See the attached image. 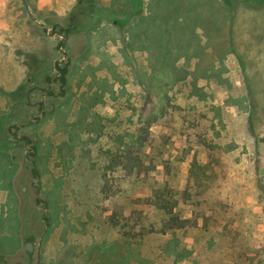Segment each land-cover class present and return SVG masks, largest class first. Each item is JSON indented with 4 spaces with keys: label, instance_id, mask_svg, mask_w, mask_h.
<instances>
[{
    "label": "rangeland",
    "instance_id": "1",
    "mask_svg": "<svg viewBox=\"0 0 264 264\" xmlns=\"http://www.w3.org/2000/svg\"><path fill=\"white\" fill-rule=\"evenodd\" d=\"M26 1L50 34L0 0V150L21 165L24 237L48 236L41 264H264V0Z\"/></svg>",
    "mask_w": 264,
    "mask_h": 264
},
{
    "label": "crops",
    "instance_id": "2",
    "mask_svg": "<svg viewBox=\"0 0 264 264\" xmlns=\"http://www.w3.org/2000/svg\"><path fill=\"white\" fill-rule=\"evenodd\" d=\"M75 42H77V40ZM75 42L73 44H75ZM9 155L7 150H0V157L4 158L5 162L2 170L8 174V177H4V175L0 174V237H7L8 234H14L16 235L15 238L17 242L15 245L12 244L13 246L1 243L0 259L6 260L7 264H36L35 261L37 257L43 261V248L46 245L48 236L46 234L42 236L41 244L39 247L36 246L35 253H30L26 250V238L24 237L25 233L21 220V207L18 199L19 193L16 189V180L21 165L16 162L17 160L14 156L9 157ZM12 201L15 208L13 211L17 214L14 219L5 217L6 214L12 210V206H10L12 205ZM10 219L13 221V228L11 229L9 227L11 224L7 223ZM45 262L47 263V261Z\"/></svg>",
    "mask_w": 264,
    "mask_h": 264
},
{
    "label": "trees",
    "instance_id": "3",
    "mask_svg": "<svg viewBox=\"0 0 264 264\" xmlns=\"http://www.w3.org/2000/svg\"><path fill=\"white\" fill-rule=\"evenodd\" d=\"M101 11L106 12L104 10H101ZM80 14H81V10L72 12L69 15L70 16L69 19L72 22H77L79 20L78 17H79ZM135 16H137L136 13H134V12L131 13L130 11H126V12H123L122 13V16H115V17H113L111 19V21L113 23H115L116 26H119L120 28L121 27H127L129 25L131 19L133 20V17H135ZM51 31H52L53 34L54 33H58L59 35L63 36L62 40L60 41V47H59L60 49L63 48V46L65 45L64 40L67 37V34L71 31V28H68V29H65L64 28V29H60L58 31L52 29ZM63 32L65 33L64 35H63ZM68 65H69V61H66L65 62V66L64 67L60 66L59 63L56 64V68L58 69V71L60 73V76H58L57 80L60 82V89H61V93L60 94L61 95L65 94V86L67 85V76H66V74H67V70H68ZM86 112L88 113V110ZM87 117H88V115H83V116H79L78 117V123H77L78 128L77 129H80L81 128L80 127L81 124H83L84 121H86L84 119H86ZM85 124H86V122H85ZM16 128L17 129H20L19 126H17ZM22 140H24L26 143H31V139L29 137H27V136H22ZM138 140H139V137H137V136L135 137L134 136V143L137 144L139 142ZM127 153L129 155V157H128L129 162H135V164H132V166H131V173L137 172V173L140 174L141 171H143V170H141V167H142V159H141L140 154L136 150H134V151L133 150H128ZM119 157L121 158L122 156H119ZM119 162H122V161H119ZM195 169H199V171H201L200 173L203 176L206 175L205 166H202V165L201 166L200 165L198 166L197 162L194 161V163H192V170H190V176L192 175V177L194 176V178L190 177V180H191V178L194 179V180L196 178V180H197V178L200 175V173L194 172ZM32 172L34 173V175L37 176V170H36L35 167H33ZM156 200H157V202L155 204L156 207L158 209H160L161 211H163L164 214H166V215L169 216V218H168V220L166 222V226L167 227L170 226L169 228L170 229L171 228L173 229L174 226H178V225H180V223L183 222L180 219H178L176 215L173 214L174 213L173 212V209L175 207V204L174 203L172 204V203H170L168 201H165L164 198L161 200V196L160 195H157V194H156ZM182 227L183 226H181L179 228H182Z\"/></svg>",
    "mask_w": 264,
    "mask_h": 264
},
{
    "label": "flooded vegetation",
    "instance_id": "4",
    "mask_svg": "<svg viewBox=\"0 0 264 264\" xmlns=\"http://www.w3.org/2000/svg\"><path fill=\"white\" fill-rule=\"evenodd\" d=\"M64 48H65V46H63V48H59V52L61 53V55H62V59L64 60V61H67V59H68V56H67V54L64 52ZM61 62H59V64H60ZM56 64H57V62H54V68H56ZM56 71H57V74H56V76H55V78H50V90H51V92H52V85L54 84V82L55 81H58L57 80V78H58V76H60V73H59V71H58V69L56 68ZM49 78V77H48ZM49 90V91H50ZM48 91V92H49ZM41 106H39L38 107V109L40 108V111H43V109H44V105H45V103H46V101L44 100V98L42 99L41 98ZM20 128V127H19ZM17 134V133H16ZM15 136H17V135H15ZM18 142H23V143H25V146L28 148V154L30 155V154H32L33 152H34V147L32 146V142L31 143H26L24 140H22V137H19V139L17 138L16 139ZM32 162V161H31ZM30 162V163H31ZM33 163V162H32ZM33 170V169H32ZM32 175L35 177V178H37L35 175H34V173L32 172ZM39 192V191H38ZM37 204H38V208H42V204H43V201L40 199V198H38V201H37ZM46 209V211H48V209L47 208H45ZM44 217H49V215L47 214L46 216H44ZM47 218H46V222L48 221L47 220ZM37 235H35V234H30L28 237H26V244H29L31 247V251H30V253H35V248H36V246H38V244H40V242L38 243L37 242ZM42 238V237H41ZM41 238H39L40 240H41ZM2 263L3 264H7V261L6 260H2ZM35 263L36 264H41V260L37 257L36 258V261H35Z\"/></svg>",
    "mask_w": 264,
    "mask_h": 264
},
{
    "label": "water",
    "instance_id": "5",
    "mask_svg": "<svg viewBox=\"0 0 264 264\" xmlns=\"http://www.w3.org/2000/svg\"><path fill=\"white\" fill-rule=\"evenodd\" d=\"M23 2H24V5H25V8H26V11H27L28 15L30 16L31 20L34 21L36 24L40 25L41 27L45 28V29H46V32H47L48 34H50V29L47 28V27L42 26V25H41V22L38 20V18H37L32 12H31V10H30V8H29V5H28V2H27L26 0H23ZM49 36H50V37H53V38H55V37H59L60 39L63 38V37H62L61 35H59L58 33H55V34H53V35H49ZM30 247H31V246H30L29 244H26V250H27L28 252L31 251V248H30Z\"/></svg>",
    "mask_w": 264,
    "mask_h": 264
}]
</instances>
